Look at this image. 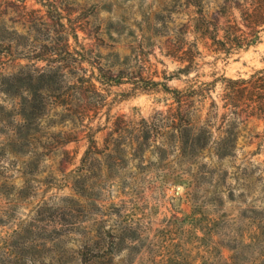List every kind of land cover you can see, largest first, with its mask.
<instances>
[{
  "label": "rangeland",
  "instance_id": "1",
  "mask_svg": "<svg viewBox=\"0 0 264 264\" xmlns=\"http://www.w3.org/2000/svg\"><path fill=\"white\" fill-rule=\"evenodd\" d=\"M222 1L206 0L210 13ZM181 10L174 0H0V79L64 55L63 24L77 29L73 47L90 50L74 80L93 71L105 81L122 77L97 82L99 96L84 89L90 119L66 126L44 119L35 156L33 144L18 146L15 156L5 146L14 130L0 123V264H264V120H250L224 159L207 153L180 162L168 151L164 159L147 152L109 163L104 154L85 155L89 136L100 150L111 147L113 129L156 120L173 102L151 79L178 70L165 45L176 43L180 17L193 14ZM186 38L198 45L199 67L169 80L172 88L264 67V31L260 42L231 54L215 50L211 39ZM3 102L14 108L0 92ZM60 130L77 138L61 145L52 136Z\"/></svg>",
  "mask_w": 264,
  "mask_h": 264
},
{
  "label": "trees",
  "instance_id": "2",
  "mask_svg": "<svg viewBox=\"0 0 264 264\" xmlns=\"http://www.w3.org/2000/svg\"><path fill=\"white\" fill-rule=\"evenodd\" d=\"M174 1L185 7L184 11L179 12L183 16L188 14L185 13L188 9H193V14L186 21L180 17L183 21L174 33L176 43L167 41L165 45L166 55L177 60L179 67L176 72L167 75L165 81L151 79L155 89L162 85V90L171 95L173 102L166 110L158 112L159 116L154 118L156 120L142 118L138 127L113 129L106 138L108 144L109 141L112 143L111 147L100 150L94 136H89L90 148L86 150V156L104 154L110 163L111 159H124L129 154L142 159L147 152L164 159L171 151L181 157L180 162L207 153L224 159L234 154L239 137L247 130L250 120H264V67L248 76L221 75L210 81L198 79L184 89L169 85V80L190 76L199 67L197 54L200 52L196 41L187 45L189 33L211 39L215 50L226 54L260 42L264 31V0H223L216 6L214 13H210L206 0ZM59 34L64 41V55L59 53L61 57L48 60L40 69L32 70L24 66L18 72L0 79V92L6 100L13 102L14 107L8 109L5 102L1 103L0 123L10 125L14 130L13 138L5 146L10 147L15 156L19 155L16 150L18 146L32 144L34 156L37 154V141L43 136L40 133L44 119L51 117L66 126L82 120V116L86 117L88 95L85 94V88L99 96L102 94L97 82L122 83V77L105 81L102 77H95V71L91 74L84 72L79 79L74 80V68L86 71L84 63L88 62L90 50L73 47L70 37L78 40L74 27L63 24ZM52 54L57 53L54 51ZM120 73H123V69ZM77 82L80 86L75 89L71 85ZM64 83L70 86L61 91ZM218 84L220 93L214 97ZM49 100H55L53 108L48 106ZM82 100L84 104L78 106ZM94 102L96 113L104 100L95 99ZM86 118L91 117L87 114ZM64 134L60 130L52 136L53 139L59 138L58 143L61 145L77 138V135L66 137ZM91 147L96 150L91 152ZM3 149L6 151L5 147ZM112 164H108V167Z\"/></svg>",
  "mask_w": 264,
  "mask_h": 264
}]
</instances>
